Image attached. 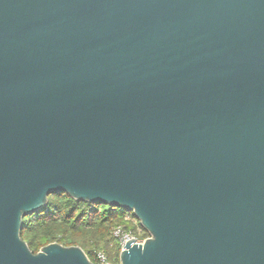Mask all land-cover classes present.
<instances>
[{
	"label": "water",
	"instance_id": "1",
	"mask_svg": "<svg viewBox=\"0 0 264 264\" xmlns=\"http://www.w3.org/2000/svg\"><path fill=\"white\" fill-rule=\"evenodd\" d=\"M52 193L119 264H264V0H0V264H96L22 238Z\"/></svg>",
	"mask_w": 264,
	"mask_h": 264
},
{
	"label": "trees",
	"instance_id": "2",
	"mask_svg": "<svg viewBox=\"0 0 264 264\" xmlns=\"http://www.w3.org/2000/svg\"><path fill=\"white\" fill-rule=\"evenodd\" d=\"M131 214L118 206L52 193L41 210L23 218L21 236L33 252L50 242H59L66 246L79 245L96 264L98 252L109 263L119 264L120 243L113 230L117 226L130 230L126 216Z\"/></svg>",
	"mask_w": 264,
	"mask_h": 264
},
{
	"label": "built area",
	"instance_id": "3",
	"mask_svg": "<svg viewBox=\"0 0 264 264\" xmlns=\"http://www.w3.org/2000/svg\"><path fill=\"white\" fill-rule=\"evenodd\" d=\"M126 218L129 219L134 225L137 224L140 227L141 231H143L144 235L142 236V235H139V234H135L131 230H124V228L122 226L115 227L114 230H113V234L116 237H118V239H119L120 249L124 246L125 241H127L128 239L134 238L135 242L140 243V242L143 241L144 238L147 237V235L145 236L144 229L140 226L137 218L134 215H132V214L131 215H127ZM96 258L98 260L97 264L109 263L107 261L106 256L102 252H98Z\"/></svg>",
	"mask_w": 264,
	"mask_h": 264
},
{
	"label": "rangeland",
	"instance_id": "4",
	"mask_svg": "<svg viewBox=\"0 0 264 264\" xmlns=\"http://www.w3.org/2000/svg\"><path fill=\"white\" fill-rule=\"evenodd\" d=\"M129 223H131V231L135 234H139V235H144L143 231H141L140 227L136 224L134 225L129 219H128Z\"/></svg>",
	"mask_w": 264,
	"mask_h": 264
}]
</instances>
